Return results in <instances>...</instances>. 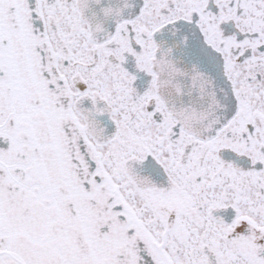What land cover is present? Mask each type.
I'll use <instances>...</instances> for the list:
<instances>
[{
    "label": "snow or ice",
    "instance_id": "obj_1",
    "mask_svg": "<svg viewBox=\"0 0 264 264\" xmlns=\"http://www.w3.org/2000/svg\"><path fill=\"white\" fill-rule=\"evenodd\" d=\"M0 264H264V0H0Z\"/></svg>",
    "mask_w": 264,
    "mask_h": 264
}]
</instances>
